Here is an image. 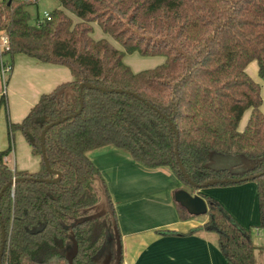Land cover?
<instances>
[{
	"label": "trees",
	"instance_id": "16d2710c",
	"mask_svg": "<svg viewBox=\"0 0 264 264\" xmlns=\"http://www.w3.org/2000/svg\"><path fill=\"white\" fill-rule=\"evenodd\" d=\"M36 1L0 0V32L7 37L0 58L11 64L23 54L64 66L71 80L42 93L20 121L6 120L0 264H101L107 225L120 240L107 183L87 155L105 146L126 151L146 168L168 167L191 194L253 181L264 232V111L260 84L245 71L255 60L264 78V0H58L48 20L32 23L28 6ZM92 23L120 48L93 38ZM131 53L164 60L134 72L123 61ZM0 107L6 109L4 93ZM56 121L43 145L49 168L61 177L39 181L57 178L45 168L40 143L44 127ZM15 132L39 157L38 170L12 169L3 160ZM215 155L234 158L239 169L213 165ZM12 178L17 181L7 185ZM214 179L219 182L208 185ZM201 196L207 219L189 233L215 234L226 264H256V249L264 264V235L256 246L250 226H242L216 199ZM103 197L107 209L86 217ZM175 209L180 220L193 217L178 204ZM121 263L120 247L116 264Z\"/></svg>",
	"mask_w": 264,
	"mask_h": 264
},
{
	"label": "crops",
	"instance_id": "0c3cea01",
	"mask_svg": "<svg viewBox=\"0 0 264 264\" xmlns=\"http://www.w3.org/2000/svg\"><path fill=\"white\" fill-rule=\"evenodd\" d=\"M11 64L5 87L0 78V97L3 93L6 97V109L0 107V151L8 146L7 118L12 122L20 121L42 93L71 80L66 67L43 63L23 54H16ZM245 71L258 82L255 60L247 64ZM260 95L259 109L264 111L262 91ZM249 114V109L243 113L239 130L243 129ZM15 136L24 139L20 132H15ZM14 137L12 149L3 160L8 164L13 155V169L38 170L40 160L31 154L30 146L29 154L33 158L28 163H18ZM88 154L104 177L114 206L120 234L121 264H226L217 247L215 234L189 233L206 221V214L185 220L177 217L172 196L182 186L168 167L146 168L126 151L112 146L94 149ZM250 188L253 191L255 186L245 182L220 190L202 188L195 193L216 199L240 223L239 216L245 212V198L240 195ZM225 191L228 196L224 195Z\"/></svg>",
	"mask_w": 264,
	"mask_h": 264
},
{
	"label": "rangeland",
	"instance_id": "374dc122",
	"mask_svg": "<svg viewBox=\"0 0 264 264\" xmlns=\"http://www.w3.org/2000/svg\"><path fill=\"white\" fill-rule=\"evenodd\" d=\"M59 8V2L58 0H37L35 3H32L30 6H28V10L31 15V22H35L36 18L41 19L43 17L44 12H50L52 9ZM68 13V12H67ZM69 14V13H68ZM70 17L74 22L77 21V19L69 14ZM93 27V32H92V37L97 39V38H106L109 40L115 47L120 48L117 43H115L108 35L104 34L101 32L99 27L95 24L92 23ZM2 32H0V35ZM163 57L161 56H147L143 57L138 55L137 53H131V54H126L123 58V61L126 65H128L132 71L136 72L142 69L146 68H151L154 67L160 63L163 62ZM8 76V75H7ZM258 82L260 84V91H262L263 96H264V78L258 77ZM263 88V89H262ZM262 102V100H261ZM22 138V137H21ZM20 140H22L20 142ZM14 142L16 144V150H17V161L18 163L20 162H25L28 163L31 159V155L29 154V145L27 141L24 139H17V137H14ZM89 155V154H87ZM222 159L221 156H213V165H224L227 167H230L232 169H239V165H236V161L232 157H223ZM222 159V160H221ZM8 165L13 169L14 167V162H13V155H11L10 160L8 161ZM246 184H253L255 186L253 181H245ZM243 182V183H245ZM242 183V184H243ZM238 185V184H237ZM228 186H236V185H228ZM227 186H220V185H215V186H208L206 187L207 189L211 188H217L220 190L221 188H225ZM255 190V191H254ZM250 188L248 191L245 189L244 194L242 193L240 195L241 198H245V212L244 215L239 216V219L241 218L242 222L241 225L244 227H251V235L253 242L255 243L256 246H260L263 242V229L260 228L258 225L260 223V212L258 209V201L256 197V189ZM222 192V191H221ZM228 191H225V196H228L227 194ZM223 194V192H222ZM107 209V204L106 200L103 197L101 201L88 209V213L86 217H92L96 216L99 214H102L105 210ZM263 215H264V208H263ZM203 215H200L199 217L201 218ZM74 219H71V222H73ZM214 236V235H213ZM118 239H117V234H116V229L114 228L113 225H107V251L102 259L101 264H116L117 258H118ZM72 243V240L69 239V244ZM255 255H256V264H260L262 260V255L259 251V249L255 250Z\"/></svg>",
	"mask_w": 264,
	"mask_h": 264
},
{
	"label": "water",
	"instance_id": "95a60500",
	"mask_svg": "<svg viewBox=\"0 0 264 264\" xmlns=\"http://www.w3.org/2000/svg\"><path fill=\"white\" fill-rule=\"evenodd\" d=\"M83 86H86L87 88H95L94 86L90 85V84H80V89L83 87ZM115 91L117 92H120L121 90L119 89H115ZM129 93V92H127ZM81 109V108H80ZM80 109L78 110V112L80 111ZM73 115L69 116V117H72ZM65 119V118H64ZM59 123V121H56V122H53V123H50V124H47L44 129L42 130L41 132V135H40V143H41V151H42V160L45 164V168L48 172L50 173H53V174H57V178L54 180V179H36V180H39V181H45V182H52V181H56V180H59L60 177H61V174L57 171H54L52 169L49 168V165H48V162H47V159L44 155V136H45V132L46 130L51 127L52 125L54 124H57ZM179 164V167L181 169L182 172H184V169H183V166L181 165L180 162H178ZM248 179L247 177L246 178H243V180H246ZM17 181V179L15 178H12L10 180V182L7 184V185H13L15 182ZM223 182H227L228 180H222ZM231 182H238L240 181V179H230ZM219 180L217 179H214V180H210L208 182V185H213V184H216L218 183ZM6 188V186L4 188H2V191ZM2 191L0 192V196L2 194ZM173 200L176 204H178V206L182 207L183 209L186 210L187 213L193 215V216H199V215H204L207 213V203L205 201V199L200 196L199 194L197 193H189L187 190L183 189V188H179V189H176L174 192H173ZM1 239H2V244L0 246V263H1V255H2V248H3V242H4V231L3 229L1 230ZM118 250L120 248V242L118 241Z\"/></svg>",
	"mask_w": 264,
	"mask_h": 264
},
{
	"label": "built area",
	"instance_id": "2783aa9c",
	"mask_svg": "<svg viewBox=\"0 0 264 264\" xmlns=\"http://www.w3.org/2000/svg\"><path fill=\"white\" fill-rule=\"evenodd\" d=\"M43 19H49V13L44 12L43 17L41 19H37L35 23H40ZM0 48H7V37L2 33L0 35ZM12 66L9 62L4 61L2 58H0V78L2 81L3 87H5L7 75L11 72Z\"/></svg>",
	"mask_w": 264,
	"mask_h": 264
}]
</instances>
